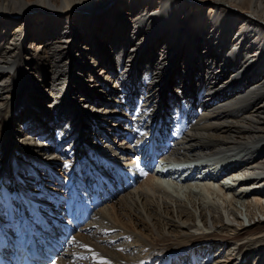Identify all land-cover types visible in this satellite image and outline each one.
<instances>
[{
  "label": "bare ground",
  "instance_id": "6f19581e",
  "mask_svg": "<svg viewBox=\"0 0 264 264\" xmlns=\"http://www.w3.org/2000/svg\"><path fill=\"white\" fill-rule=\"evenodd\" d=\"M149 147L55 264H264V0H0V217Z\"/></svg>",
  "mask_w": 264,
  "mask_h": 264
},
{
  "label": "snow or ice",
  "instance_id": "6c2138e0",
  "mask_svg": "<svg viewBox=\"0 0 264 264\" xmlns=\"http://www.w3.org/2000/svg\"><path fill=\"white\" fill-rule=\"evenodd\" d=\"M65 167H67V165H65ZM0 207H11V205H10V201H8V202H3V201H0ZM12 211H15V209H11ZM85 247H86V245H85ZM96 255H98V254H95L94 255V259L96 258Z\"/></svg>",
  "mask_w": 264,
  "mask_h": 264
},
{
  "label": "rangeland",
  "instance_id": "374dc122",
  "mask_svg": "<svg viewBox=\"0 0 264 264\" xmlns=\"http://www.w3.org/2000/svg\"><path fill=\"white\" fill-rule=\"evenodd\" d=\"M111 6V5H110ZM225 78H227V76H225ZM225 80V79H224ZM224 165V164H223ZM56 174V176H58V172H56L55 173ZM44 184H49V185H53V184H50V183H44ZM38 192V191H37ZM41 192H43L42 190H41Z\"/></svg>",
  "mask_w": 264,
  "mask_h": 264
}]
</instances>
